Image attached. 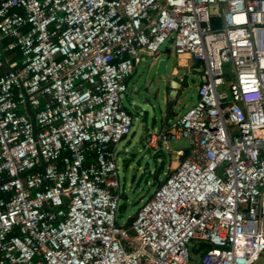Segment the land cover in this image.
Wrapping results in <instances>:
<instances>
[{
  "label": "built area",
  "instance_id": "built-area-1",
  "mask_svg": "<svg viewBox=\"0 0 264 264\" xmlns=\"http://www.w3.org/2000/svg\"><path fill=\"white\" fill-rule=\"evenodd\" d=\"M167 42L202 65L198 100L145 145L189 148L122 225V96ZM263 256L264 0H0V264Z\"/></svg>",
  "mask_w": 264,
  "mask_h": 264
},
{
  "label": "rangeland",
  "instance_id": "rangeland-1",
  "mask_svg": "<svg viewBox=\"0 0 264 264\" xmlns=\"http://www.w3.org/2000/svg\"><path fill=\"white\" fill-rule=\"evenodd\" d=\"M157 58L168 61L166 73L158 75L157 68L151 67L152 60L144 59L129 80L127 93L122 96V102L133 118L132 132L127 137V162L123 154H120L117 160L123 194L121 203L126 204V208L117 214V220L122 225L136 216L141 205L177 166L179 160L174 159L177 152L189 148V141L184 139L171 143L172 153L162 151L155 155L153 150L144 144L143 138L146 134L161 128L163 115L168 109L175 107V113L181 115L198 100L196 87L200 83L198 73L201 72L202 65L189 61L186 56H177L168 42L162 46ZM175 69L177 74L173 75ZM224 70L229 75L232 67L225 65ZM171 88L176 90L170 92L167 97V91ZM130 93L131 95L127 96ZM199 258L200 254H197V259ZM259 264H264V256Z\"/></svg>",
  "mask_w": 264,
  "mask_h": 264
},
{
  "label": "crops",
  "instance_id": "crops-1",
  "mask_svg": "<svg viewBox=\"0 0 264 264\" xmlns=\"http://www.w3.org/2000/svg\"><path fill=\"white\" fill-rule=\"evenodd\" d=\"M188 59H189V61H193L189 56H186ZM148 58H150L151 60H152V65H151V67H156L157 68V66H158V63H159V61H161V60H164V59H161V58H157V57H154V58H151V57H148V56H144L141 60H139L137 63H136V65H135V71H134V74L132 75V77L135 75V73L137 72V66L144 60V59H148ZM191 74H192V72H190ZM189 73V74H190ZM158 74V73H157ZM177 74V70L175 69L174 71H173V75H176ZM199 74V80L201 79L200 78V73H198ZM159 75V74H158ZM131 77V78H132ZM131 78L129 79V80H131ZM129 80L127 81V85H128V83H129ZM200 84V83H199ZM199 84L197 85V89H198V86H199ZM169 91H167V97L169 96V94H170V92H172V91H174V90H176V88H171V90L170 89H168ZM131 95V93L130 94H127V96H130ZM136 95V94H135ZM135 98H137V96H134ZM175 103L177 104V101H175ZM175 107H173L172 108V110H170V109H168L167 110V113L165 114V115H163V119H162V122H161V128L163 127V126H165L169 121H171V120H173V119H175L177 116H179V115H177L176 113H175V109H174ZM160 128V129H161ZM159 129V130H160ZM156 131H158V130H156ZM147 135L148 134H146V136L143 138L144 139V144H145V139H146V137H147ZM129 141V139L127 140V138L122 142V143H120L116 148H115V151H116V160H118V158H119V155L120 154H123V156H124V158H125V162H127V158H128V152H126V150H127V142ZM146 146V145H145ZM188 150V149H187ZM187 150H183V151H185V152H187ZM154 153H155V155H158V154H160V153H156L155 151H153ZM174 159H177V160H179V157L178 156H176V158H174ZM152 160H154V159H152ZM128 165H126V167H127Z\"/></svg>",
  "mask_w": 264,
  "mask_h": 264
},
{
  "label": "trees",
  "instance_id": "trees-1",
  "mask_svg": "<svg viewBox=\"0 0 264 264\" xmlns=\"http://www.w3.org/2000/svg\"><path fill=\"white\" fill-rule=\"evenodd\" d=\"M134 219L135 217L133 219H130L129 224H131V222H133ZM211 248L212 245L208 242H199V243L196 242L193 246V250L196 254L206 252Z\"/></svg>",
  "mask_w": 264,
  "mask_h": 264
},
{
  "label": "water",
  "instance_id": "water-1",
  "mask_svg": "<svg viewBox=\"0 0 264 264\" xmlns=\"http://www.w3.org/2000/svg\"><path fill=\"white\" fill-rule=\"evenodd\" d=\"M167 63H168V61L165 60V59L159 61L158 66H157V73L159 75H163V74L166 73ZM127 167H129V165ZM125 208H126V204L125 203H121L120 206H119V212L123 211Z\"/></svg>",
  "mask_w": 264,
  "mask_h": 264
}]
</instances>
